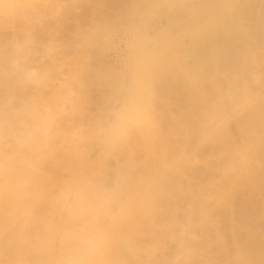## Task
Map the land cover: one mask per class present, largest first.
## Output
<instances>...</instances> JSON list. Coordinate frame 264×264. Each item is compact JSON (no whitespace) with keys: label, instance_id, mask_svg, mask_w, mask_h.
<instances>
[{"label":"bare ground","instance_id":"1","mask_svg":"<svg viewBox=\"0 0 264 264\" xmlns=\"http://www.w3.org/2000/svg\"><path fill=\"white\" fill-rule=\"evenodd\" d=\"M22 1L24 2L20 1L21 4L27 3L24 4L27 7L15 10L7 15L0 8L1 43L4 41L2 37L6 41L8 40L9 33L17 35L19 32H23V36L24 29H26L22 27L25 22L22 23V20H26L23 15L26 16L28 12L29 14L30 12H35L37 5L40 4L35 2H40L39 0H34L33 2L32 0ZM48 1L51 3L50 6L56 4L54 6L56 7L58 4L54 2L55 0ZM102 1L106 2V4L116 5L120 1L119 6H122V4L125 6V4L130 2V4H135L136 7L139 4V0ZM156 1L160 4L168 0ZM182 1L181 9H179L180 7L178 11L175 9L173 14L182 16V13L179 12H182L183 9V12H186L185 15L183 13V16L188 15L193 18L195 13L198 16L196 28L193 26L189 33L191 40L183 46L189 47L188 52L190 51L192 54V57L190 56L192 63H189L190 60H185L184 62L185 66L190 70V75H186L189 80L187 86L181 84L182 81L179 75H175L177 77L172 79L173 82L169 81L170 78L166 77V75H161L159 67L162 63V68L167 69L166 71L173 70L171 66L172 59L170 60L166 57L162 63L159 60V63L155 62L158 65L153 62V67L151 66L154 69L155 76L153 86L155 88H163L161 92H164V94L165 92L166 94L170 91L174 92L178 96L177 98H180L183 106H180L182 107L181 111L180 108H175L177 114L174 116L169 115L168 117L171 116V118H168L167 121L165 120L167 116H165V119L163 118L165 124L161 123V125L166 126L168 129L177 126L179 130L162 132L163 136H159V138L151 137L157 132L150 131L147 137L142 140L145 146L141 148L126 145L131 142L127 138L123 139V136L114 140L107 139L110 132L114 129L110 128V124H101L104 126L108 125L111 129L107 128L104 131L97 132L98 135H104L102 139L94 135L96 134V129V131L94 130L93 138L91 137L92 132L89 138L88 134L90 133L86 132L87 134L84 138L82 134L76 140H67L66 138H61L62 140H60L61 133L47 130L50 127L47 126L48 128L44 127L42 131L39 129L36 132L32 146L28 148L29 155H26V149H24L26 154H21L19 150L15 152L13 149L11 154L6 155L5 150L9 148L7 146L10 142L9 139L5 140L6 136H10L8 131L10 130L9 132H12V134L15 131V135L20 131L19 133L21 134V130L26 126L23 121L26 120L21 118V113H19L18 109L12 108L13 105L10 106L9 99H12L13 95L9 93V96H11L9 98L8 92L5 90V85L8 86V84H5L6 81L0 80L2 85L3 83L5 84L4 87L0 84L3 87H0V90H5L0 92V95H2V99L0 98V166L4 165V168L7 167V175L5 174L6 170L3 171L5 177L9 175V171L12 178L15 175L19 181L23 179L25 180L24 183H26L29 179H33L32 182L33 184L35 183V187L33 186L32 190L21 189L12 191V194L7 195L10 197L7 199L11 201V197L19 200L17 199L19 196L32 193L26 200H31L32 204L29 203L33 205V209L31 208L32 206L28 207L31 208L28 215L26 212L27 208L25 209V215L28 217L26 216L27 218L23 220L22 225L20 224L21 226L17 224V227V225L12 223L13 221L11 222L13 227L18 229L15 231L13 228V234L10 233L11 240L9 244L12 243L10 245L11 248L9 249V245L5 246L8 247L7 250L10 253L14 248H16L14 251L17 253L19 250L22 252L26 248V255L29 257L27 258L26 255L24 256L20 252L19 254L22 257H18L15 252L12 256L16 257L17 255V257L16 260H14L15 257L13 258L15 261L13 264L21 263V261L28 264L26 259L25 261L22 260L23 256L27 260L29 258L34 260V262L30 260V262H33L30 264H264V226L259 223L260 220L256 216V218H253L258 212L255 207L261 205V200H264L262 199V196H264V190H262L264 189V59H259L260 56H257L261 53L260 51L264 50V19L260 17L261 14L263 15L261 10L256 11L254 6L253 9L255 11L252 9L253 3L259 7H264V0ZM228 1H230L228 7L223 10V3ZM10 2L20 3L18 0H10ZM42 2V5L45 4L48 7L49 4L46 1L47 4ZM62 2L60 0L59 4ZM63 3L65 4V1ZM145 3L148 4L149 2ZM69 5L66 4V6L62 7L61 12L63 14L71 11L72 6ZM135 6H130L131 9L133 8L132 11L130 9L133 14L138 11L134 8ZM215 7L216 9H214ZM60 8H55V10L57 9L58 11L59 9L60 12ZM25 9L28 11L24 13ZM125 9L130 13L129 8ZM16 11L18 13L23 11L24 14H20L22 16L21 19L18 16L19 14H15ZM72 12L74 13V11ZM50 14L53 15V13ZM214 14L220 17H216L214 20ZM32 15L27 16V18H32ZM125 15L128 16L127 13ZM165 15L168 16L166 13ZM15 16H18L19 20L15 19ZM130 17L132 19L135 18L132 15ZM7 20H10L12 25L15 20H17L15 21L17 23L14 25L18 26L22 23L19 26L21 28H19L20 31L15 26L8 30L9 27L7 28V25H4ZM20 20L21 22H19ZM162 20H157L151 25L150 29L153 34H160L165 29ZM30 22L27 23L30 25ZM90 23L92 24V21ZM25 25V27H28L26 30L28 33L25 32V35L32 34L30 35L32 37L34 34L32 38L36 37L37 34L34 30L36 32L38 30L32 26L33 24L30 27L34 28V30L32 28L29 29L28 24ZM185 28L188 30V27ZM108 35L106 34V36ZM13 37L14 41L19 42L18 38L15 40V37ZM69 37H63L64 40L62 45L60 44L61 47H63V44L66 46L70 44ZM24 38L27 39L26 36ZM53 38L50 41L53 42ZM238 39L242 40L244 46L248 45L247 47L250 49H252L251 45L263 47V49L259 48V53L256 51L252 57V52L255 51L251 52L249 48H245L247 50H243V57L237 49V47H240L238 42H236ZM71 40L73 39L71 38ZM110 40L111 48L113 47L116 50L117 46L114 40L112 38ZM3 44L2 46H5L7 43ZM162 45L159 46L162 47ZM11 46L9 49H12L15 44ZM256 46L254 47L256 48ZM18 47L17 51L20 50L19 52L21 53V47L19 50ZM49 47L51 46L49 45ZM49 47L47 46V49ZM4 48L2 47V49ZM2 49L0 48V53L5 50ZM12 50L16 51V49ZM99 50L101 49L99 48ZM4 52L0 54V61L5 64L8 61L5 59L8 58L6 56L8 54L6 53L4 56ZM19 52L13 53V55H18L19 57L24 54L21 53L20 55ZM249 53L251 58H245ZM238 54L239 56L241 55L242 59H240L241 57ZM262 54L263 52L260 55L264 56ZM9 61L12 65L10 67L15 69L16 72L18 71L20 74L22 70L26 72V68L23 69V66L25 67L24 62H21L17 57L13 56ZM139 62L141 63V60ZM255 62H261L263 65L259 68H256V66L253 68V65L252 68L250 65H248L249 67L245 65L246 63ZM147 63L149 62L147 61ZM230 63H243V66H235L234 70H232L231 66L227 67ZM1 65L3 64H0V68L2 67ZM81 68L84 69V66ZM225 69L229 71L226 72L224 71ZM16 72L15 74H17ZM22 72L23 75L30 74L29 72ZM79 72L80 70L78 74ZM0 74L2 75V73ZM98 76H95V79ZM2 77L6 79L4 76H1L0 79ZM214 79L216 82L213 84ZM54 83H51L52 87ZM52 87L50 86V88ZM69 87L74 88L72 85ZM76 89H79V87ZM72 90L69 89V91ZM20 92L22 94V91ZM19 95L16 98L18 101L22 99ZM158 95L162 94L158 92ZM71 97L73 99L74 96ZM18 98L21 99L19 100ZM157 98L161 99L160 96ZM155 99L152 100L154 109L162 112L163 105L160 106L158 103L160 102L161 104L163 99L161 101ZM20 104L18 103V105ZM11 108L16 111L9 110ZM9 111L14 114L19 113V115L15 117ZM8 113L11 115V119H9L10 115ZM14 117L15 120L18 118L17 122L12 120ZM174 119H182L183 122L181 121V123L177 124V122L173 121ZM9 120L12 122H9ZM63 123L60 127L66 130V127L63 126L66 123ZM56 125H52L53 128ZM114 125L116 124L114 123ZM87 126L91 127L92 124H87ZM20 128L21 130H19ZM16 130L19 131L16 132ZM116 130H114L115 133ZM64 131L61 130V132ZM173 135L178 137H172ZM20 136L18 138L14 136L13 141L21 143L22 138ZM58 136L59 138H57ZM94 136H96L95 139ZM19 143L16 145H19ZM102 143H109L110 145L102 147ZM4 146L7 148H4ZM17 147L21 150V146ZM25 156H28L27 161H25L26 159L24 160ZM4 168L0 167V171L1 169L4 170ZM9 177V181H12ZM17 180L13 178L12 182ZM22 181H20L21 185H17L18 187L21 186L23 188V186L27 185H24ZM12 182H8L9 189L15 186L11 187V184H14ZM260 189L262 194H258ZM255 193H257L258 197L262 195L261 198L259 197L260 202L255 200V196H257ZM22 199L21 201L24 203ZM255 202L258 203L255 204ZM21 203L20 206L23 209L25 204L22 205ZM252 203L253 205L250 207L249 204ZM8 205L7 202V206H4L8 207ZM262 205L264 204L262 203ZM249 207H253V210ZM8 208L12 210L14 206L12 209L11 207ZM8 208L3 207V210H8ZM248 209L252 210L254 214L251 211L249 212ZM260 209L263 211L264 208L261 206ZM10 210L5 211V213L11 214L12 212L13 214L15 211V214H17L16 212L20 211L13 209L9 213ZM258 213H264V211ZM11 215L10 217L15 218L14 215ZM260 215H258V218H261ZM8 216L3 214L0 217L5 218ZM21 217H25L24 214ZM263 219L261 218L262 221H264ZM12 220L17 221L16 219ZM19 222H22V219ZM4 224L7 225V222ZM10 228L12 229V225H10ZM1 231L0 237L3 235ZM6 238L7 236H5ZM25 238L28 239V241L25 240L27 245L31 247H29V250L25 241L24 243L21 241ZM1 239H4V237ZM7 241L6 243H8ZM19 241L25 244L24 246H27L24 248L23 244H21L23 247L21 248L22 251L21 249L17 251L18 247H15ZM1 243L3 244L4 242L1 241L0 246ZM5 247H3L4 252L7 253ZM10 255L4 256V259H10ZM2 258L0 257V261ZM2 261L1 263L4 264ZM8 261L5 264H11Z\"/></svg>","mask_w":264,"mask_h":264},{"label":"rangeland","instance_id":"2","mask_svg":"<svg viewBox=\"0 0 264 264\" xmlns=\"http://www.w3.org/2000/svg\"><path fill=\"white\" fill-rule=\"evenodd\" d=\"M20 1L24 2L22 0H18V2H20ZM25 1H28V0H25ZM33 1L34 0H32V2ZM39 1L40 2L35 1L37 4L40 3L39 5H37V7L38 6L39 7L38 8L36 7V11H35L36 14H35V12H33V13L30 12V14L28 12V13H26L27 14L26 16L23 15L26 11H28L27 9H25V11L23 10L24 13H23V11L20 13H18L16 11L15 14H19L18 16H20L19 17L20 19L22 17L20 15L21 13L23 15V18L26 17V20L25 19L22 20V23L25 21L23 24L20 23V25H18V26L14 25L15 23H17L15 21L19 20V18H17L18 16L14 17L17 20H15V21H13L14 19L11 20L14 23L13 25H12V23H10V20H7L4 24V25H7V28L9 27L8 30L14 28V26H15V28L18 27V30H19V28H20L19 26H21V24H22V25H24L22 27L26 28V29H24V31L27 33H28V31H26V30L28 29V27H25L26 26L25 24H28L29 29L32 28V27H30V25L33 24L32 26L38 30V32H36V30H34V28H32L35 31V33L37 34V36L35 34L36 37L32 38L34 36V34L32 37H30V35H32V34L25 35L26 34L25 32H24L23 36H22L23 32L22 33L19 32L17 35L9 33L10 35L9 36L7 35L8 36L7 39L8 40L10 39V40L6 41L3 37H2V40L5 41V42L3 41L4 44L7 43L6 45H9L10 47L6 46V45H5L6 47L2 46L3 42L1 43V40H0V46H2L3 48L5 47L4 49L7 50L6 52H4L5 50L2 49V47H0L2 50H4L1 53L4 52L5 53V54H3L4 56L6 55V53L8 54V55H6V56H8V58H5L8 61L6 60L7 62L5 64L1 63V61H0V64H3V65H1L2 67L0 68V71L1 70L3 71V72L2 71L0 72V73H2V75L0 74V77L1 76L6 77V79L2 77L0 80H3L4 82L6 81L5 84H8V86H6L3 83V81H2L3 85L1 84V82H0V84L3 87L5 85V90H6V92H8V96H9V93H10V95L11 94L13 95L12 96L13 98L9 99V104L11 103L10 106L13 105L12 108L18 109L20 111L19 113H21L20 114L21 118H25V120H26V121H23L24 123H26V126L25 127L23 126L24 128L22 130H21V128L19 129L22 131L21 134L19 133L20 132L19 130H16V132L19 131V132H17V135L14 134L15 131L13 132L14 135L12 134V132L11 133L9 132L10 130L8 131L10 136H6L5 140L9 139L10 142H9L8 146L6 145L7 147H9L8 149L5 150L6 155L11 154V151L13 149L15 150V152H17L19 150V151H21V154L27 153L26 155H29L28 148H30L32 146V143H33L32 141H33V138H35V136H36L35 135L36 132L39 129H41V131H42L44 129V127L48 128L47 126L51 127V129L49 127L47 130L57 131V132L61 133L60 140L65 139V138L67 140H73V139L76 140V139H79L78 136L80 137L82 134H83L82 137L84 138V136H86L87 133H90V134H88V138H89L90 137L89 135H91V132H92L91 137L93 138V133H94V130L96 131V129H97V131L95 132L96 134H94V135H97L98 137H100L102 139V136H104V135L103 134L98 135V133H97L98 131L101 132V130L104 131V129H107V128L108 129L114 128L110 132V134L108 135L107 139L114 140L117 138H121L123 136V139L127 138L131 142V143L126 144V145H129L130 147L131 146H133V147L138 146L140 148L145 146L142 140L147 137V134L150 131H156L157 133L160 132L159 134L156 133V134L151 135V137L159 138V136H161V137L163 136L162 132H168L169 130H173V131L179 130L177 128V126H174L173 128L168 129V128H166V126L164 127L163 125H161V123L165 124L164 123L165 120L167 121L168 118H171V116H174L177 114V110H175V108L178 107V109L180 108V111H181L183 106H182L180 98H177L178 96L174 92L170 91L168 94H166V92L164 94V92H161V91H163V88L162 89L160 87L155 88L153 86V80H154L155 76H154V71H153L154 69H152V67H153L152 64H154L155 62H158L159 60H160L159 62L162 63L163 59L166 57L170 60L172 59V62H171L172 65L171 66H172L173 70H171L169 68L170 70L166 71L167 69L165 70L162 68V66H163V63H162V65L159 67V69H160L159 71H160L161 75H163V76L166 75V77H169L171 79V80L169 79V81H171V82H173L172 79H175L174 77H177L179 75V78L182 81L181 84L182 85L185 84L187 86L188 81H189L188 76L190 75V70L187 66H185L184 62H185V60H187V61L190 60L189 63H192V58H191L192 54L190 51L188 52L189 47L186 48V46L185 47H183V46H184V44L186 45L191 40L189 33L193 29V26H194V28H196L195 25L197 24L198 16L196 13L193 14L194 16L192 15L193 18L191 16H188V15L183 16V13H184L183 9H182V12H179V13H182V16L181 15L179 16V14L178 15L173 14L174 10L176 9L178 11V8L183 4L182 0L181 1L180 0H168L167 2H163L160 4H158V2L156 0H153V1L152 0H139V4L137 7L135 6V4H130L131 2L129 4L127 3L130 6L131 5L135 6L134 8H136L138 10L136 12H134L135 10L133 11L135 14H133L131 12L133 8L131 9V7L130 6L128 7L127 4H125V6H123V4H122V6H119L120 1L117 2V5H116V4H111L108 2H107L108 4H106V2H103L102 0H83V1L82 0H64L65 4L63 3L64 2L63 0H61V2L62 1L63 2L60 4H59L60 0H59V2H58V0H55L54 2L58 3L56 7H54L56 5L54 2H52V3L55 5L50 6L51 3L48 0H44V1L39 0ZM45 1L46 2L48 1L47 2L49 4L48 7H46L47 5L45 6V4H43V5L41 4V2L46 3ZM141 1L143 3H145V2H149V3L143 4ZM83 2H84V4H83ZM229 2L230 1L223 3L224 4L222 6L223 10H226ZM225 3L227 6L225 5ZM24 4H27V3H24ZM66 4L67 5L70 4L73 8L71 7V11H69V13L67 12L68 14L67 13L63 14L61 12V9H62V7L66 6ZM140 4H142V5H140ZM143 5H144V7H142ZM90 6H92V7H90ZM253 6H254V9H256V11L261 10V12L264 15V7H259L253 3L252 9H253ZM58 7L59 8L61 7L60 12H59V9H58V11H57V9L55 10V8H58ZM125 8H129V11L131 9L130 13H128L127 12L128 10H126ZM37 9H38V12H37ZM179 9H181V7ZM214 9H216V7ZM229 9H232V8H229ZM72 11H74V13ZM48 12H49V14H48ZM50 13H53V15ZM126 13L128 16L125 15ZM165 13L168 14V16L165 15ZM130 14L132 16H134L135 18L133 17L134 19H132V17H130L131 16ZM185 14H186V12L184 13V15ZM31 15H32V18L31 17L27 18V16H31ZM63 15L65 18L67 17V19H65L63 17ZM215 15L216 14H214V20L216 19V17L217 18L220 17V16H217V15L215 16ZM263 15L261 14V16H260L262 19H264ZM76 18H78V19H76ZM30 19L34 22H32ZM48 19H50V20H48ZM35 20H36V22H35ZM83 20H84V22H83ZM90 20L92 21L93 25L90 23L91 22ZM157 20H162L165 29L163 30V32L161 31L160 34L159 33L153 34L151 32L150 28H151V25L153 24V22L155 23ZM26 21L27 22L31 21L32 23L30 22V25H29V23H27ZM44 21H47L48 23L44 22ZM52 21H53V23H52ZM167 21H169V22H167ZM19 22H21V20ZM55 22H57V23H55ZM127 22H128V24H127ZM80 25H81V27H80ZM189 25H190V28H189ZM37 27H39V28H37ZM185 27H188V30ZM7 28H5V29L7 30ZM23 28H22V30H23ZM85 30H87V31H85ZM126 30H128V31H126ZM172 32H173V34H172ZM48 33H50V34H48ZM164 33H166V34H164ZM43 34L45 35L44 37H43ZM84 34H86V35H84ZM106 34L107 35L109 34L108 35L109 37L106 36ZM167 34H169V35H167ZM87 35H89V36H87ZM165 35L167 36V38ZM11 36L12 37L14 36L15 40H17L16 38H18L19 42L14 41V39H12ZM17 36H19V37H17ZM24 36H26L27 39L24 38ZM56 36H58V37H56ZM64 36L65 37H67V36L71 37L72 36L71 38L73 40H71V38L69 37L70 44H68V46L63 44V47H61L62 41L64 40L63 39ZM5 38H6V36H5ZM51 38H53L52 39L53 42L50 41ZM111 38H112V40H114L117 48H119L118 50H117V48H116V50L113 49V47L111 48V46H112V44L110 43ZM20 39H22V40H20ZM48 41H49V43H48ZM12 42H14V43H12ZM42 42H44V43H42ZM50 42H52V43L50 44ZM54 42H55V44H53ZM236 42H238V44L240 45V47H237V49H238V51H240V53L242 55L243 50H247L245 48H249V47H247L248 45L244 46L242 43V40H240V39L236 40ZM14 44H15V46L12 49H16V51L9 49L12 47L11 45H14ZM16 44H18V45L16 46ZM161 44H163L162 47L159 46ZM49 45L51 47H49ZM52 45H53V47H52ZM92 45H94V46H92ZM18 46L21 47V53H24L26 55L22 54V56H19V57H18V55L17 56L13 55V53L20 51L19 50L20 47H18ZM47 46L50 48V49L48 48L49 50L47 49ZM76 46H78V47H76ZM101 46L106 47V48H102ZM254 46H256V45H253V46L251 45L250 47L252 49L249 48V51H251V52L255 51V52H252V57L254 56L253 53H256V51L258 52L259 48L263 49V47L256 46V48H255ZM17 47H18L19 51H17ZM109 47H110V49H109ZM99 48L101 50H99ZM27 49L28 50L30 49V50L28 51ZM90 49H91V51H90ZM262 49H260V50H262ZM44 50L46 53L44 52ZM62 50H64V51H62ZM86 50H87V52H86ZM115 51H117V52L115 53ZM83 52H85V54H83ZM260 52L261 53L263 52L262 55H264V50L260 51ZM19 53H17V54H19ZM21 53H20V55H21ZM261 53H259L257 56L258 57L260 56L259 59H262V58L264 59V56L260 55ZM114 55H115V57H114ZM116 55H117V57H116ZM241 55L239 56V54H238L239 57H241ZM13 56L17 57V59L21 60V62L22 61L24 62L25 67L23 66V69L26 68V72L30 73L29 75H27L28 73L26 75L25 74L23 75L22 71H24V73H26L25 70L20 71L21 72V74H20V73H18V71L16 72L15 69L10 67L12 65L10 64L9 60H11L13 58ZM88 56L90 57L89 59H88ZM245 58H248V59L251 58L250 53L248 55H246ZM240 59H242V57ZM140 60H141V63L139 62ZM3 61H4V59H3ZM107 61H108V63H107ZM145 61H146V63H145ZM147 61L149 63H147ZM138 62H139V64H138ZM26 64H27V66H26ZM242 64L243 63H230V65L229 66L227 65V67L231 66V69L234 70L233 68L235 66L240 67V66H243ZM139 65H141V66H139ZM155 65H158V64L155 63ZM245 65L246 66L250 65L251 68H252V65H253V68H255V66H256V68H259L263 64L261 62H255V63H251V64L246 63ZM58 66H59V68H58ZM83 66H84V69L81 68ZM79 70H80V72L78 74ZM229 70H230V68H229ZM229 70L225 69L224 71L227 72ZM44 71H46V72H44ZM15 72L17 74H15ZM32 72H33V75H32ZM97 75H99V76H98V78L95 79V76L97 77ZM175 75H177V76H175ZM186 75H188V76H186ZM100 76H101V78L99 79ZM87 78H88V80H87ZM126 80H127V82H126ZM184 80H185V82H184ZM83 81L85 84L83 83ZM86 82H89V83H86ZM214 82H216L215 79L213 81V84H214ZM51 83L52 84L54 83L53 87H52ZM71 85L74 88L69 87ZM2 86H0V87L3 88ZM50 86L52 88H50ZM89 86H91V87H89ZM78 87H79V89H76ZM69 89L70 90L73 89V90L69 91ZM5 90L1 89L0 92H3ZM19 91H22V94H21V92L19 93ZM158 92L162 94V95H158L161 97V99L159 98L160 100L157 98ZM19 94H21V95H19ZM18 95H19V97L22 98V99L18 98L19 100L21 99L20 101H18L16 99L18 97ZM0 96H1L0 98L2 99V95H0ZM71 96H74L73 99ZM9 98H11V96H9ZM153 99H155V100L158 99V101H161L163 99V101H161V104H160V102L158 103V105H160V106L163 105V107H162L163 111L162 112L156 111V109H154V107H153L154 105L152 103ZM99 100H100V102H99ZM164 100H165V102H164ZM182 101H183V99H182ZM18 103L19 104L21 103V104L18 105ZM183 104H184V102H183ZM180 106H182V107H180ZM7 108H10V107H7ZM12 108L9 110H12ZM12 111L14 112L16 110H12ZM11 113L12 112H10V114ZM19 113L18 114L12 113V114H14L16 117V115H19ZM11 115H10L9 119H11ZM169 115H171V116L168 117ZM165 116H167L166 119L164 118ZM15 117L12 120L16 121L18 119L17 118L15 120ZM14 121H13V123H15ZM173 121L175 123L177 122V124H179V123H181L182 119L181 120L174 119ZM9 122H12V121L9 120ZM58 122H60L61 124ZM63 122L66 123L65 125H63L64 127H66V130L64 129L65 131L63 130V127H62V129L60 127V125H62ZM55 123L56 124L58 123V124L56 125ZM114 123L116 125H114ZM87 124H90V125L92 124V126L91 127L87 126ZM93 124H94V126H93ZM96 124H99V125H96ZM101 124H110V128L108 127V125L104 126ZM52 125H56V126H54V128H53ZM92 129H93V131H92ZM115 129H117L116 133L114 132ZM61 130L64 132H61ZM161 133H162V135H160ZM18 135L19 136L21 135L20 136L22 138L21 143L13 141L14 136H17V138H18L19 137ZM95 137L96 136H94V139H95ZM172 137H178V136L173 135ZM57 138H59V136ZM18 143H19V145H16ZM108 145H110V144L109 143H106V144L102 143V147H106ZM113 145L117 146L116 144H113ZM6 146H4V148ZM17 146H19V147L21 146L20 147L21 150ZM24 149H26L28 152ZM24 151H26V153ZM27 158H28V156L26 158H24V160L26 159L25 161H27L28 160ZM3 166H0V167L4 168ZM5 168H4V170L1 169V171H0L2 173V174L0 173V188H1L0 189V203H1V208H2V209L0 208V216L3 214L5 216L9 215L8 216L9 218L8 217H5V218L2 217L3 218L2 219L0 217L1 218L0 219V230H2L1 233L3 232V235H1L2 237H0V242L1 241L4 242L3 244L1 243V246H0V248L2 247L1 249H3L2 250L3 252L0 251V255H2L0 257H3L2 258L3 261H2V259H1V261L4 262V264L8 260L10 261L11 264H13L15 262L14 260H16V257H17L16 254H18V257L19 256L22 257L21 254H19L20 250L18 251V249L23 248L22 246L25 245V244H23L24 241L25 240L28 241V239L25 238L24 240H21L23 243L21 241H19L20 243L18 242L16 245L14 243L15 247H18L17 248L18 253L16 251H14V250H16V248H14V249H12V251H11L12 254H11L7 250L8 247H5V246L9 245V249L11 248L10 245L12 243L9 244V242L11 240L10 233L13 234V228L15 231L18 229L17 224L22 225L23 220L28 217L27 216L28 212L31 210V208L33 209V205H31L32 204L31 200L30 199L28 201L26 200V198L27 197L29 198V196L32 193L28 194V195H24V196H22V195L19 196L17 198L19 200H16L14 197H11V201H10V199L9 200L7 199V198H10L7 195L12 194L11 193L12 191H19L21 189L22 190H26V189L32 190L35 187V183L33 184V182H32L33 179H29L28 181H26V183H24L25 180H23L21 177H19L20 179L23 180V181L22 180H20V181H22L24 183V185L27 184L30 187L29 186L26 187L27 185L23 186V188H21V186L18 187L21 184H20V181L16 179L17 177L15 175L14 176L12 175V176H13V178H15V180L19 181L18 183H16L17 181L12 182L13 178L11 177L9 171H8V174L10 175V177H9V175L5 177L3 171L6 170L5 174L7 175V173H6L7 167H5ZM8 177L11 178L12 181H9ZM6 178L8 179V181ZM8 182L14 183V184H11V187L13 185H15V186L12 187L11 189H9L10 187H9ZM5 183H7V184H5ZM262 190H264V189H262ZM260 193L262 194L261 189H260L258 194H260ZM255 194L257 195V193H255ZM13 196H14V194H13ZM261 196H259V197L261 198ZM255 197L257 198V199L255 198V200L256 201L258 200L260 202L258 195ZM262 197H263L262 199H264V196H262ZM21 199L24 201V203L21 201ZM115 199H114V201H115ZM14 200H16V201H14ZM6 201L8 202L9 205H11V206L8 205V207H11V209H12L14 206L13 209H15L16 211L20 210L22 208L20 206L21 202H22L21 203L22 205L25 204V206L26 205L27 206L26 207L23 206V209L16 212L17 214H15V211L12 214L11 211H13V209L10 210L8 207H6L7 206ZM261 201L264 204V202H263L264 200H261ZM13 203H15L16 206ZM257 203L258 202H255V204H257ZM262 203H261V205H257V207L259 206V208L255 207V209H258L256 211H258V212L264 211V209H263V211H262V209H260L261 206H262V208H264V205H262ZM4 205H6V206H4ZM249 205L251 207V205H253V203L249 204ZM29 206L30 207L32 206V207L28 208ZM3 207L8 208V210H10L9 213L11 212L12 215L6 214L8 212L5 213V211H8V210H3ZM26 208H27V211L25 210ZM252 208H250V209H252ZM1 210H3L4 213ZM22 210H24V211H22ZM252 210H249V212L251 211L253 213ZM25 211L27 212V215H25L26 214ZM20 212H21V214L23 213L25 217H21L23 214L21 215ZM258 212L257 213L255 212L256 214L254 215V217L253 216L252 217L253 218L257 217V219L261 221V222L259 221V223L264 226V224H263L264 221L261 220V218H264V216H262V215H264V213H258ZM18 214H20V215H18ZM259 214H261L260 215L261 218L259 217L260 219L258 218ZM10 215L11 216L14 215L15 218L10 217ZM19 216L21 217L22 222L18 223V221L21 220V219H19L20 218ZM12 219H16L17 221L12 220ZM253 220H255V219H253ZM1 221H2V223H1ZM6 222H7V225L4 224ZM11 222L13 224L17 225V227L16 228L13 227V224ZM256 222H258V221L256 220ZM10 225H12V229L10 228ZM9 229L12 231H10ZM263 232H264V230H263ZM4 233H5V235H4ZM5 236H7L6 239H5ZM3 237H4L5 241H3L4 239H1ZM8 238H10V239L8 240ZM6 241L8 243H6ZM26 241H25V243H26ZM21 244H23V245L21 246ZM2 245H4V246H2ZM26 245H27V243H26ZM27 246H28V250H29L31 247L29 245H27ZM27 246H24V248ZM3 247H5V249L7 250V253L4 252L5 250ZM25 250H26V248L24 249V251H22V249H21L22 252H20V253H23L24 256L26 255ZM1 252H2V254H1ZM15 252H16V254H15L16 257L14 256L15 259L13 260L14 257L12 255H14ZM3 253H5L7 255L5 256V254L3 255ZM8 254L9 255L11 254L10 259H12V260H10L9 258H6V260L4 259V256L7 257ZM24 256L22 258L23 261H25V259H26V261H28V264L34 262L33 259H32L33 262H30L31 258H29L27 260V258L29 256L26 255L27 258H24ZM1 261H0V264H2ZM21 263H23V262L21 261ZM21 263H16V264H21ZM7 264H9V263H7ZM23 264H26V262H24Z\"/></svg>","mask_w":264,"mask_h":264},{"label":"clouds","instance_id":"3","mask_svg":"<svg viewBox=\"0 0 264 264\" xmlns=\"http://www.w3.org/2000/svg\"><path fill=\"white\" fill-rule=\"evenodd\" d=\"M25 7H27V5L10 2V0H0V8L3 9L6 15L14 12L15 10L24 9Z\"/></svg>","mask_w":264,"mask_h":264}]
</instances>
